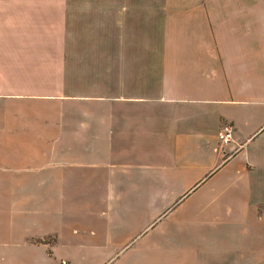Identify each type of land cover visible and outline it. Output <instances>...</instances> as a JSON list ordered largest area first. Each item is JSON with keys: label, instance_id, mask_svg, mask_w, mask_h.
Segmentation results:
<instances>
[{"label": "crops", "instance_id": "crops-1", "mask_svg": "<svg viewBox=\"0 0 264 264\" xmlns=\"http://www.w3.org/2000/svg\"><path fill=\"white\" fill-rule=\"evenodd\" d=\"M0 264H264V0H0Z\"/></svg>", "mask_w": 264, "mask_h": 264}, {"label": "built area", "instance_id": "built-area-1", "mask_svg": "<svg viewBox=\"0 0 264 264\" xmlns=\"http://www.w3.org/2000/svg\"><path fill=\"white\" fill-rule=\"evenodd\" d=\"M233 134H234V128L233 126L229 124H225L219 134H218V140L221 144H228L229 142L232 141L233 139Z\"/></svg>", "mask_w": 264, "mask_h": 264}]
</instances>
